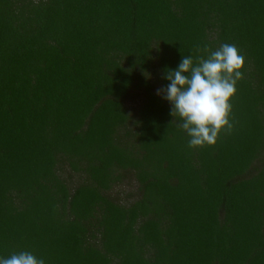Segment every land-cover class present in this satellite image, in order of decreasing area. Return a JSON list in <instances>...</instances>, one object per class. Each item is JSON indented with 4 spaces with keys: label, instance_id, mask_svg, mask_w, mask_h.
Returning a JSON list of instances; mask_svg holds the SVG:
<instances>
[{
    "label": "trees",
    "instance_id": "1",
    "mask_svg": "<svg viewBox=\"0 0 264 264\" xmlns=\"http://www.w3.org/2000/svg\"><path fill=\"white\" fill-rule=\"evenodd\" d=\"M222 43L245 57L233 130L189 148L156 93ZM20 251L264 264V0H0V257Z\"/></svg>",
    "mask_w": 264,
    "mask_h": 264
},
{
    "label": "clouds",
    "instance_id": "2",
    "mask_svg": "<svg viewBox=\"0 0 264 264\" xmlns=\"http://www.w3.org/2000/svg\"><path fill=\"white\" fill-rule=\"evenodd\" d=\"M195 62L183 56L175 70L166 69V87L157 95L171 105L170 115L190 138L189 148L214 146L221 132L231 133L232 104L237 82L243 78L245 57L235 44L222 43L215 50L197 46ZM174 120V119H173ZM0 264H45L29 251L0 257Z\"/></svg>",
    "mask_w": 264,
    "mask_h": 264
},
{
    "label": "rangeland",
    "instance_id": "3",
    "mask_svg": "<svg viewBox=\"0 0 264 264\" xmlns=\"http://www.w3.org/2000/svg\"><path fill=\"white\" fill-rule=\"evenodd\" d=\"M135 187H136V184H135V181L133 179H129V180L124 179L118 185H116L114 188H112V194H116L117 197H119L121 199L124 198V199H127V201H130L132 196H134ZM130 193H131V197L125 198V194H130Z\"/></svg>",
    "mask_w": 264,
    "mask_h": 264
}]
</instances>
